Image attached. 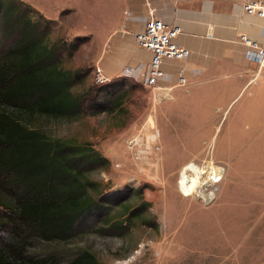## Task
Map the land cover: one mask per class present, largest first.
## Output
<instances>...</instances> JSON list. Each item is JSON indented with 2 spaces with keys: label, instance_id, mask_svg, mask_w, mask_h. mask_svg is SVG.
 Wrapping results in <instances>:
<instances>
[{
  "label": "rangeland",
  "instance_id": "374dc122",
  "mask_svg": "<svg viewBox=\"0 0 264 264\" xmlns=\"http://www.w3.org/2000/svg\"><path fill=\"white\" fill-rule=\"evenodd\" d=\"M22 1L48 44H61L60 65L81 72L74 93L99 85L94 72L120 0H55L48 10L39 9L37 0ZM12 43L0 38V50ZM115 79L122 97L114 95L107 111L77 118L21 115L52 138L91 143L107 158L87 176L97 183L96 191L90 189L94 197L112 194L119 204L111 207L109 221L91 224L69 241H45L24 230L15 246L11 240L18 234L8 222L15 203L1 201L0 250L9 254L12 244L32 264L51 256L67 261L85 249L105 264H264L261 86L235 99L241 88L157 90ZM192 167L219 170V180L206 190L212 200L185 196L183 181Z\"/></svg>",
  "mask_w": 264,
  "mask_h": 264
},
{
  "label": "trees",
  "instance_id": "16d2710c",
  "mask_svg": "<svg viewBox=\"0 0 264 264\" xmlns=\"http://www.w3.org/2000/svg\"><path fill=\"white\" fill-rule=\"evenodd\" d=\"M20 5L0 0V38L13 40L0 50V206L15 203L8 221L19 235L11 240L15 246L24 230L45 241L72 240L91 224L109 221L111 207L119 205L112 194L97 198L90 192L98 187L88 172L108 163L100 151L88 142L52 138L21 115L77 118L107 111L114 95L122 97L115 91L117 79L76 95L73 85L81 72L60 65L61 44H48ZM10 246L9 254L0 250L6 253L1 252L0 264H32ZM36 264L105 263L85 249L67 261L51 256Z\"/></svg>",
  "mask_w": 264,
  "mask_h": 264
},
{
  "label": "crops",
  "instance_id": "0c3cea01",
  "mask_svg": "<svg viewBox=\"0 0 264 264\" xmlns=\"http://www.w3.org/2000/svg\"><path fill=\"white\" fill-rule=\"evenodd\" d=\"M53 1L37 0L36 6L48 10ZM248 1L252 0H120L97 63L111 80L125 68H145L151 54L135 43L132 34L144 27L149 11L154 10L157 17L182 28L177 42L191 52L186 61L165 65L164 83L179 87L178 73L183 68L188 90L198 85L241 88L237 99L244 90L261 86L264 98V69L246 56L247 47L240 42V35L246 34L264 45V18L244 11ZM126 10L137 20L126 21ZM122 31L129 34L123 36Z\"/></svg>",
  "mask_w": 264,
  "mask_h": 264
},
{
  "label": "built area",
  "instance_id": "2783aa9c",
  "mask_svg": "<svg viewBox=\"0 0 264 264\" xmlns=\"http://www.w3.org/2000/svg\"><path fill=\"white\" fill-rule=\"evenodd\" d=\"M243 9L249 15L264 18V0L248 1L243 5ZM125 17L126 21L137 20L129 10H126ZM181 32L182 28L180 26L166 22L164 18L157 17L154 10H150L145 19L144 27L132 34L135 43L150 52V61L145 68L143 66L139 68H125L120 73V76L135 79L147 88L157 90L172 88L171 85L164 83L165 78H167L165 65L175 61L184 62L189 58L191 53L188 48L177 42V38ZM120 34L127 36L129 33L122 31ZM240 42L247 47L246 56L250 60L257 62L264 69V45L246 34L240 35ZM94 79L99 85L111 81V78L105 74L99 65L95 69ZM177 84V86L188 85V78L183 68L179 70ZM135 138L137 137L135 136ZM156 138L157 133L155 132L150 139L153 141ZM135 141L137 140L134 139L130 143L133 144ZM147 147L151 148L149 140Z\"/></svg>",
  "mask_w": 264,
  "mask_h": 264
},
{
  "label": "bare ground",
  "instance_id": "6f19581e",
  "mask_svg": "<svg viewBox=\"0 0 264 264\" xmlns=\"http://www.w3.org/2000/svg\"><path fill=\"white\" fill-rule=\"evenodd\" d=\"M207 170V171H205ZM187 176L183 181V188L186 192L185 196H193L198 194L202 197H208V200H212L214 197L213 193L206 194V190L216 184L219 180V170L209 167L208 169H199L196 167H192L187 170ZM207 174V178L203 180V176Z\"/></svg>",
  "mask_w": 264,
  "mask_h": 264
}]
</instances>
